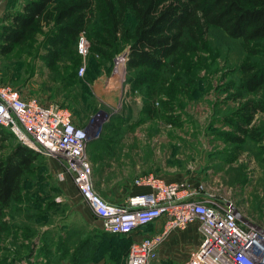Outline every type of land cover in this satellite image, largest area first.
<instances>
[{
  "label": "rangeland",
  "instance_id": "rangeland-1",
  "mask_svg": "<svg viewBox=\"0 0 264 264\" xmlns=\"http://www.w3.org/2000/svg\"><path fill=\"white\" fill-rule=\"evenodd\" d=\"M23 1L0 0V25L9 23L4 16L9 10L20 11ZM82 36L85 53L77 50V37L74 50L65 52L53 67L46 66L40 57V32L29 46L13 44L10 51H0V85L8 84L23 90L27 97L68 107L78 126L95 124L94 136L85 147L94 165L95 191L116 201L128 194L136 176L163 174L197 188L203 198L230 201L242 214L264 224V107L253 111L244 125L258 128L259 140L242 134L235 125L243 103L264 100V80L249 90L244 86L242 69L250 62L255 66L252 71L260 69L264 76V39L250 41L251 49L245 51L241 45L218 44L216 32H211L208 49L195 52L201 60L191 75L179 83L158 72V92L147 96L152 111L144 113L146 95L134 79L139 78V72L125 68L127 47L109 61L95 55L88 58V43ZM68 54L78 56L71 70L67 67ZM174 81L177 83L172 84ZM1 130L2 153L17 143L24 144L8 127ZM100 152L106 161H96ZM34 155L37 169L23 179L24 199L12 218L17 224H29L34 233L24 239L19 229L8 232L0 240V255L12 256L15 245L23 242L18 247L20 254L30 248L26 257L39 258L40 264H112V260L119 264L128 238H121L124 249L120 256L118 249L111 250L118 258L111 255L110 263L103 260L110 253V248L103 251L106 244L112 242L109 247L118 248L120 240L106 243L99 221L81 201L64 159L52 160L39 152ZM100 163L105 165L101 171L97 168ZM168 164H175V170H163ZM175 247L179 248L175 253L160 255L151 264H184L185 248ZM21 258L10 264L27 262Z\"/></svg>",
  "mask_w": 264,
  "mask_h": 264
},
{
  "label": "trees",
  "instance_id": "trees-1",
  "mask_svg": "<svg viewBox=\"0 0 264 264\" xmlns=\"http://www.w3.org/2000/svg\"><path fill=\"white\" fill-rule=\"evenodd\" d=\"M4 17L9 23L0 25V51H10L13 44L29 46L40 32L42 39L37 45L42 50L40 57L48 67L59 62L65 52L74 50L80 33L88 43V58L95 55L109 61L126 46L125 68L139 72V78L134 79H138L137 83L143 86V94L146 95L144 113L152 111L147 96L158 92L156 79L162 74L180 83L182 78L191 75L201 60L195 52L208 49L211 32H216L218 44H225L224 47L227 44L241 45L245 51L251 49L248 47L250 41L258 43L264 39V0H24L20 11L9 10ZM68 55L70 64L67 67L71 70L78 62V56ZM254 68L250 62L242 65L244 86L249 90L264 80L260 69L252 71ZM183 82L185 85L186 81ZM263 107L262 99L243 103L235 124L237 130L259 140V129L255 126L245 128L244 125L253 111ZM1 128L4 126L0 127V141L3 139ZM233 137L239 141L243 139ZM34 153L23 144L14 145L6 153L0 151V240L8 232L15 233L18 229L24 239L34 233L29 224L12 221L20 210V201L24 199L21 192L25 187L23 179L37 169ZM26 217L32 218L29 214ZM101 233L106 243L120 240V244L115 245L118 248L109 247L112 242L106 244L103 251L106 253L110 248V253L106 254L110 260L111 250L118 249L119 254L124 249L121 238L130 240L129 236L122 234L102 230ZM22 244L15 245L10 257L0 255V264H10L20 257L29 262L26 256L31 250L29 248L20 254L18 249ZM117 254L113 255L115 259ZM122 263L123 260L119 264Z\"/></svg>",
  "mask_w": 264,
  "mask_h": 264
},
{
  "label": "built area",
  "instance_id": "built-area-1",
  "mask_svg": "<svg viewBox=\"0 0 264 264\" xmlns=\"http://www.w3.org/2000/svg\"><path fill=\"white\" fill-rule=\"evenodd\" d=\"M77 50L82 55L86 51L81 33ZM88 124L76 125L66 106L0 85V127H8L31 150L65 160L99 229L129 236L122 264H151L160 255H170L168 241L189 224L195 225L198 241L187 251L184 264H264V224L242 214L230 201L203 198L197 188L151 172L136 176L131 186L140 189L119 201L101 196L94 189L85 151L95 129V124Z\"/></svg>",
  "mask_w": 264,
  "mask_h": 264
},
{
  "label": "crops",
  "instance_id": "crops-1",
  "mask_svg": "<svg viewBox=\"0 0 264 264\" xmlns=\"http://www.w3.org/2000/svg\"><path fill=\"white\" fill-rule=\"evenodd\" d=\"M17 144L18 145H22L21 143H17ZM17 144H15V145H17ZM103 156H104V153L102 154L100 152V156H98L96 161L97 162L102 161V160L106 161V158H104ZM90 161H91V165H92L93 164L92 160H90ZM97 162L95 163V165L97 164ZM104 166H105L104 163H100L97 168L99 169V171H101V167H104ZM174 168H175V164H168L167 166H165V168L163 170H172L173 171V170H175ZM93 171H94V165L92 166V172ZM155 174H157V173H155ZM158 175H160L161 177H163L166 180H171V179H167L166 175H163V174L162 175L158 174ZM138 189H140V188L139 187H132V189L129 192L135 191V190H138ZM119 200L120 199H117L116 201H119ZM180 231H181L180 234H178L179 232H177L176 234H178V235L174 234V236L172 238H170V240L168 241L167 249L170 251L171 254H172V252L175 253L179 249V248L175 247L176 245H182V247H184L186 252H187L190 249H192L193 247H195L196 244H197L198 233L196 231V228H195L194 224H189L186 228H184L183 230H180ZM191 237H193V238L190 239ZM179 242L181 244H179ZM182 250H184V249H182ZM38 259L39 258H28L29 262L24 261L22 264H40L37 261ZM104 259H106L108 261V263H110V259H109V257L107 255H106V258L103 257V260ZM112 263L115 264L116 261L112 260ZM42 264H51V263H42Z\"/></svg>",
  "mask_w": 264,
  "mask_h": 264
},
{
  "label": "water",
  "instance_id": "water-1",
  "mask_svg": "<svg viewBox=\"0 0 264 264\" xmlns=\"http://www.w3.org/2000/svg\"><path fill=\"white\" fill-rule=\"evenodd\" d=\"M124 53H125V52H124ZM234 212H235V214H236V215H238V212H237V210H234Z\"/></svg>",
  "mask_w": 264,
  "mask_h": 264
},
{
  "label": "clouds",
  "instance_id": "clouds-1",
  "mask_svg": "<svg viewBox=\"0 0 264 264\" xmlns=\"http://www.w3.org/2000/svg\"><path fill=\"white\" fill-rule=\"evenodd\" d=\"M245 264H246V262H245Z\"/></svg>",
  "mask_w": 264,
  "mask_h": 264
}]
</instances>
